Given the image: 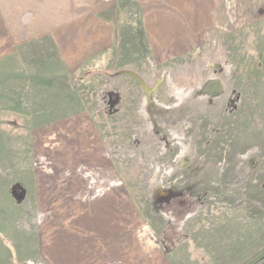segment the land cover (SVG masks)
Segmentation results:
<instances>
[{"label": "rangeland", "instance_id": "374dc122", "mask_svg": "<svg viewBox=\"0 0 264 264\" xmlns=\"http://www.w3.org/2000/svg\"><path fill=\"white\" fill-rule=\"evenodd\" d=\"M92 5L0 12V264L95 211L146 261L264 264V0Z\"/></svg>", "mask_w": 264, "mask_h": 264}, {"label": "crops", "instance_id": "0c3cea01", "mask_svg": "<svg viewBox=\"0 0 264 264\" xmlns=\"http://www.w3.org/2000/svg\"><path fill=\"white\" fill-rule=\"evenodd\" d=\"M93 0H0V12L4 14L25 13L22 23L32 21V29H59L60 23L70 20L67 15L78 13L81 20L82 8L89 12ZM178 9V8H177ZM63 14L65 17H61ZM79 25H76V27ZM17 27V25H16ZM39 34V33H38ZM92 50L85 44L82 50ZM91 55V54H90ZM89 55V56H90ZM76 217V215H75ZM115 215L106 211L89 212L80 215L74 221L73 233L59 232L48 236L49 242L42 241L41 264H169L165 250L159 247V253L146 261V248L137 232L134 235L119 237L121 226ZM71 221V220H70ZM117 222L118 224H115ZM125 225V224H124ZM145 227V226H144ZM139 231V228L137 229ZM137 233V234H136ZM134 237L132 239V237ZM159 246V245H158ZM164 251V252H163ZM151 253V251L149 250ZM123 254H128L124 256Z\"/></svg>", "mask_w": 264, "mask_h": 264}]
</instances>
